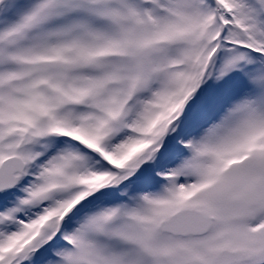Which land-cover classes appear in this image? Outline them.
<instances>
[{
	"label": "snow or ice",
	"instance_id": "snow-or-ice-1",
	"mask_svg": "<svg viewBox=\"0 0 264 264\" xmlns=\"http://www.w3.org/2000/svg\"><path fill=\"white\" fill-rule=\"evenodd\" d=\"M0 264H264V0H0Z\"/></svg>",
	"mask_w": 264,
	"mask_h": 264
}]
</instances>
